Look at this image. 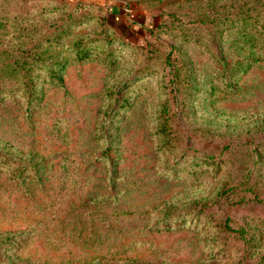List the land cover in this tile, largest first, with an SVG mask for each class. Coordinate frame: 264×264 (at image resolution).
<instances>
[{
  "label": "rangeland",
  "instance_id": "374dc122",
  "mask_svg": "<svg viewBox=\"0 0 264 264\" xmlns=\"http://www.w3.org/2000/svg\"><path fill=\"white\" fill-rule=\"evenodd\" d=\"M79 1L0 0V264H264V0Z\"/></svg>",
  "mask_w": 264,
  "mask_h": 264
},
{
  "label": "trees",
  "instance_id": "16d2710c",
  "mask_svg": "<svg viewBox=\"0 0 264 264\" xmlns=\"http://www.w3.org/2000/svg\"><path fill=\"white\" fill-rule=\"evenodd\" d=\"M42 1H44V2H46V3H49V2H53V1H56V0H42ZM62 1V0H61ZM78 1V2H77ZM74 2H76V4H78V3H82V2H80L79 0H76V1H74ZM3 23H1L0 22V26L2 25ZM258 30L260 31V32H264V23L260 26V27H258Z\"/></svg>",
  "mask_w": 264,
  "mask_h": 264
},
{
  "label": "crops",
  "instance_id": "0c3cea01",
  "mask_svg": "<svg viewBox=\"0 0 264 264\" xmlns=\"http://www.w3.org/2000/svg\"><path fill=\"white\" fill-rule=\"evenodd\" d=\"M70 1H76V0H70ZM87 1V0H86ZM89 1H95V0H89Z\"/></svg>",
  "mask_w": 264,
  "mask_h": 264
}]
</instances>
